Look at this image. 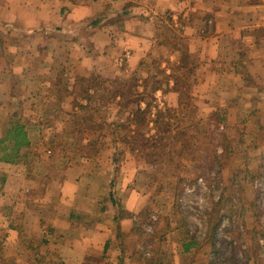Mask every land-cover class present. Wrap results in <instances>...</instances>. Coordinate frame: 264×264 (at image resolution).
Wrapping results in <instances>:
<instances>
[{
	"label": "rangeland",
	"instance_id": "374dc122",
	"mask_svg": "<svg viewBox=\"0 0 264 264\" xmlns=\"http://www.w3.org/2000/svg\"><path fill=\"white\" fill-rule=\"evenodd\" d=\"M7 24L6 32L0 31V44L6 46H3L4 50L0 47V139L5 134L4 127L9 118L19 120L33 130L31 135L36 144L33 154L41 163L22 162L25 169H34L35 174L28 184L33 192L30 191L26 199L34 196V199L42 200L46 193L52 195V188L58 184V176L64 171L62 162L66 157L67 160L73 159V164L99 157L100 161L92 164L93 167L95 164L100 166L97 176L102 180V186L109 188L113 184L118 202L130 200L134 209L132 214L145 232V235H137L136 244L132 240L129 242L131 249L140 252L137 260L145 262L140 259L141 254L144 259L153 260L152 264H207L215 257L212 255L215 245L214 250H220L217 261L237 264L239 259L241 264H264V238L252 234L264 228V88L256 91V82H239V94L232 97L236 91L230 86L236 82L229 78L231 66L226 60L227 51L220 61L213 63L222 77L221 81L207 91L206 83H212L203 78L202 67L207 62L201 57L190 56L185 36H177L169 27L163 29L164 42L172 47L171 52L174 48L179 49L181 59L179 64L170 63L163 67L171 57L166 54L168 49L152 54L148 68L141 74L133 75L139 80V91L142 92V78H150L157 85L163 84L162 90L166 89V82L172 86L173 81L169 78L171 69L184 63V70L177 72L181 82L184 81L179 83L181 96L192 95L194 99L188 107L182 105L172 118V124L177 125L182 134L176 146H171V138L167 137L161 146L144 153L132 152L121 140L120 136L124 134L118 131L116 135L117 129L112 126L91 132L75 125L78 117L75 103H85L78 96L80 85H86L89 77L80 74L75 79L74 74L72 76L67 72L63 75L56 69L58 79L51 80L47 71L54 63L49 65L47 58L44 63V52L32 47L37 39L43 43L48 36L41 33L36 38H30L32 34L22 39L17 37L16 24L11 21ZM58 35L55 36L59 41L57 46L64 55V47L60 43L66 40L64 35ZM17 43L22 45L16 47ZM124 66V63L117 66V70H123ZM27 70L31 72L27 75L35 79L26 81L30 79L26 77ZM105 70L110 76L116 75L109 67ZM109 78H105L108 82L105 94L107 105L102 109V115H95L96 122L116 121L120 99L115 95L118 87L120 89L119 83L131 82V78L122 79V76L120 80ZM62 83H65L68 92H64V88L59 90ZM70 92L72 96L68 95ZM64 95L67 96L64 98ZM74 98L77 100L74 101ZM240 98H255L256 102L252 100L251 109L244 112L245 103ZM177 103V94L155 92L150 108L151 120L157 111L176 107ZM139 106L146 108L143 102ZM130 108H134L133 101ZM253 108H257L255 112H251ZM219 115L223 118L222 122ZM124 119L119 122L123 123ZM134 128L132 126V130ZM75 129L83 133L82 151L77 154L71 150L66 154L54 149L52 153L48 151L50 142L55 145L70 144L64 138L76 139L77 134L72 133ZM144 133L148 139L156 141L158 134L154 124L150 123ZM45 143L49 145L45 146ZM170 154L174 155V159L179 157L176 161L179 166L170 161ZM110 157L116 158V165L110 164ZM55 164L60 168H54ZM4 172L5 169H0V204L5 193L4 175L11 171ZM17 173L14 172V176L18 177ZM16 186L11 184L10 189L21 191L22 187L16 190ZM118 214L120 217L126 215L124 211H118ZM184 237H194L203 244L202 251L193 260L191 257L183 258L179 253L178 239ZM227 258L230 259L225 261Z\"/></svg>",
	"mask_w": 264,
	"mask_h": 264
},
{
	"label": "crops",
	"instance_id": "0c3cea01",
	"mask_svg": "<svg viewBox=\"0 0 264 264\" xmlns=\"http://www.w3.org/2000/svg\"><path fill=\"white\" fill-rule=\"evenodd\" d=\"M10 21L22 39L48 36L32 47L44 52V63L45 58L49 65L54 63L47 71L51 80L58 79L56 69L74 74L75 79L96 70L105 78L129 79L148 68L152 54L166 48L171 57L163 67L179 64V49L171 52L164 42L163 29L169 27L188 39L190 56L207 62L202 67L203 78L212 82L206 83L207 91L221 81L213 63L225 51L229 78L236 82L230 86L236 91L232 97L239 94V82H256V91L264 88V0H0V31L6 32ZM58 33L67 42L60 43L64 55L57 46ZM123 63V70H117ZM106 67L116 75L107 74ZM27 71L26 81L35 79ZM65 87L62 83L59 90ZM254 99L240 98L244 112ZM100 159L65 169L52 195L42 196L46 200L26 199L33 192L28 184L35 174L34 169H25V161L0 163V169L11 171L4 175L0 204V264H144L136 259L140 252L129 245L138 237L134 209L130 200H116L113 184L102 186L97 176L100 166L92 164ZM108 160L116 165V158ZM11 184L17 185L16 190L21 186V191L10 189ZM118 211L126 215L120 217Z\"/></svg>",
	"mask_w": 264,
	"mask_h": 264
},
{
	"label": "trees",
	"instance_id": "16d2710c",
	"mask_svg": "<svg viewBox=\"0 0 264 264\" xmlns=\"http://www.w3.org/2000/svg\"><path fill=\"white\" fill-rule=\"evenodd\" d=\"M184 68L185 64L181 63L178 67L175 66L173 69H171L169 78L170 81H173V85L171 86L169 82L164 83V85L166 86V89L164 90H162L163 84L157 85V83H152L150 78L141 79L142 92L139 91V80L137 78L132 77L130 79V83H119L120 89L118 87V92L116 93L117 99H120L119 103L117 102V119L112 123H109L108 121H104L101 123L96 122L95 120V115H102V109L107 105L105 97L106 85L108 83L107 80L103 77L100 71L97 70L94 72L95 74H92L90 72L84 73L85 76L89 77V80L86 85H80V95L78 96L82 97V99L85 100V103H75L76 108L78 109V113L76 114L78 115V117L75 125L88 129L91 132H93L94 130L97 131L98 129L102 128L103 130H105L108 127L111 128L112 126L117 129V131L115 132L116 135L119 134V132L122 135L124 134L123 137L120 136L121 140L125 145L129 146V149L132 152L141 151L144 153V151H147L150 148L161 146L163 145L164 141L167 140V137L171 138V141L169 142L170 145L176 146V141L179 140L182 134L181 130L176 127L177 125L175 126V124H172V118L177 115L182 105L188 107L190 105V102H192L194 99L192 95H189L187 97L181 96L179 83H184V81L181 82L182 78L177 76V72H179L180 70H184ZM157 91H162L163 93L172 92L174 94H177L178 103L176 107H166L164 110L157 111L154 115V119L151 120L150 108L152 106L153 94ZM184 99H187L186 102H183ZM75 100H77V98H74V101ZM128 100L133 101L134 108H130L132 106V101L127 103ZM142 102L146 105L145 109H142L139 106V104ZM123 117H125L124 122H119ZM219 119V121L222 122L223 118L220 115ZM150 123L154 124L156 128V132L158 134L156 141H154V139H148L144 133L149 129ZM132 126H135L134 130H132ZM4 128L5 134L3 138L0 139V163L18 164L22 160L26 162L34 161L36 163H41V161L37 160L33 154V149L35 148L36 144L31 135L33 131L32 128L13 118H9V120L5 123ZM72 133L77 134L76 139H71L68 136H65L64 138L66 141L69 140L70 144L66 142L60 145H55L53 142H50V146H48L49 144L45 143V146H48V151L52 153L54 149L59 150L61 153L65 154L70 150L73 152L75 151L76 154L79 151H82V148L84 147L82 144V131H80L79 129H75ZM121 153L123 152L121 151ZM170 157L172 158L170 160L172 163H176L177 158H179L175 157L174 159L173 154H170ZM66 158L62 162L63 170L73 165V159L67 160ZM177 163L176 165H178ZM54 168L60 167L56 166L55 164ZM37 170L39 171V168ZM39 173L40 172H37V174ZM222 221L223 220H221V222ZM134 233L140 236L145 235V232L137 224V222L134 227ZM252 234H254L255 236L261 235V237L264 238V228H260L259 230L254 231ZM178 243L180 244L179 253L183 258L191 257L193 260L195 259V256L198 254V252L202 251L201 247L203 244L196 240L194 237H184V239H178ZM215 248L216 246L214 245V249ZM214 249L212 255L215 257L207 264H225L224 261H217L216 256L220 253V250ZM235 258H237V255L235 256ZM140 259L145 261L144 264H152L153 262V260H150L148 258L144 259L142 255H140ZM229 259L230 258H227L225 261H228ZM237 261V264H241L242 262V260L239 259H237Z\"/></svg>",
	"mask_w": 264,
	"mask_h": 264
}]
</instances>
